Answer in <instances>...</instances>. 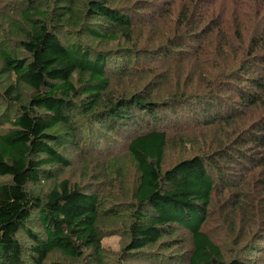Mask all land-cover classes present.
<instances>
[{
	"label": "trees",
	"instance_id": "16d2710c",
	"mask_svg": "<svg viewBox=\"0 0 264 264\" xmlns=\"http://www.w3.org/2000/svg\"><path fill=\"white\" fill-rule=\"evenodd\" d=\"M221 205L230 256L207 230ZM252 253L264 0H0V264H264Z\"/></svg>",
	"mask_w": 264,
	"mask_h": 264
},
{
	"label": "rangeland",
	"instance_id": "374dc122",
	"mask_svg": "<svg viewBox=\"0 0 264 264\" xmlns=\"http://www.w3.org/2000/svg\"><path fill=\"white\" fill-rule=\"evenodd\" d=\"M207 130V129H204ZM204 130H201L200 132H203ZM238 130V129H236ZM234 130V131H236ZM200 132L196 135H188L189 136V141L188 143L194 145V146H200L201 140L205 139V135L200 134ZM200 134V135H199ZM234 133H232L233 135ZM189 146V144H186V147ZM205 148V145L201 146ZM177 150H169L164 157V162L166 165H169L173 161V159L176 157ZM114 161V160H113ZM112 160L110 162H113ZM256 172V171H255ZM255 176L254 173H250L248 175V178L253 179ZM130 177V175H128ZM222 206V208H221ZM217 206L213 213L211 220L207 222V230L210 233V238L213 241H216L220 246L221 250H223V254L225 256H230L233 255L235 251H230L229 246H231V242H234L232 238H235L234 232L238 230V225L233 226V231L230 229V225L227 224V219L224 221L223 215L221 217V211H223V205ZM260 209V208H259ZM261 219L263 218V215L259 214ZM257 224L255 223L254 226L249 229V232L253 233L256 231V228L258 226H263L262 224ZM248 237V236H247ZM101 244L103 247L112 249V250H117L119 247V236L118 235H106L105 237L102 238ZM237 249V248H236ZM237 251V250H236ZM264 255L262 257H259V253H252V255L249 257L251 262H257V261H262Z\"/></svg>",
	"mask_w": 264,
	"mask_h": 264
}]
</instances>
